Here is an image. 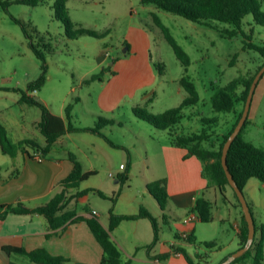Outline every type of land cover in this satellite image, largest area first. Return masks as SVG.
Segmentation results:
<instances>
[{
	"label": "rangeland",
	"instance_id": "1",
	"mask_svg": "<svg viewBox=\"0 0 264 264\" xmlns=\"http://www.w3.org/2000/svg\"><path fill=\"white\" fill-rule=\"evenodd\" d=\"M55 3L56 0H43L37 6L12 3L9 12L0 7V113L19 117L25 106L22 118L27 130L23 134L35 138L40 135L35 123L40 107L17 100L21 97L18 89L27 90L29 83L42 73V62L33 52L22 26L15 21L16 17L27 24L36 42L46 44V83L29 93L40 97L51 111H65L71 104L73 123L77 126L100 125L103 129L108 126L104 131L112 139L126 143L132 153L131 166L126 159L128 150L115 149L119 158L110 170L115 174L112 180L118 177L116 169L124 163L128 165L133 187L143 186L146 176L152 179L166 175L165 161L163 165L158 148L162 140L170 139L168 130L157 129L137 117L135 107L161 113L179 106L189 95L180 80L188 77L195 83L200 101L183 109L176 131L190 134L206 128L211 135L206 145L217 147L245 102H238L233 111H216L211 97L219 87L235 79L251 78L264 63L257 51L245 47L248 39L243 34L229 38L217 28L143 4L141 0H68L71 19L102 34L101 37L70 38L64 23L55 16ZM154 14L189 53L192 59L189 66L182 64ZM245 22L251 41L264 44V25L256 23L251 14ZM219 24L231 27L223 22ZM95 75L99 78L92 80ZM243 89L240 81L238 93ZM100 117L121 121L122 126L106 125ZM203 117L216 118L217 122L207 124L202 121ZM248 117L243 137L264 148V74L256 87ZM69 145L72 147V142ZM104 173L101 171L97 178ZM252 180L258 184L263 182L258 178ZM244 193L252 207V194L260 201L255 216L260 226L264 221V188L260 191L256 186L254 192ZM206 197L213 202V221H196L195 242L183 246L195 262L216 264L228 251L241 247L236 220L242 218L243 208L232 185L224 195L215 186ZM219 211L222 219L214 217ZM165 234L171 236L173 232L166 227ZM247 263L252 264L251 260Z\"/></svg>",
	"mask_w": 264,
	"mask_h": 264
},
{
	"label": "crops",
	"instance_id": "2",
	"mask_svg": "<svg viewBox=\"0 0 264 264\" xmlns=\"http://www.w3.org/2000/svg\"><path fill=\"white\" fill-rule=\"evenodd\" d=\"M17 102L25 103L20 98ZM23 107L19 117L0 113V122L7 127L9 136L14 142L33 138L42 146L46 145V137L38 126L42 110L35 120L36 127L40 131V135L35 138L23 134L27 130V124L22 118L25 111V106ZM51 112L66 120V109L60 112ZM115 121L110 125L121 122ZM74 125L76 127H91ZM107 127L101 128V131L110 137L104 131L109 129ZM112 141L117 146H113L102 135L92 131H69L59 137L46 155L37 149L27 147L30 153L25 151L11 156L4 153L0 147V207L24 204L34 208L50 202L57 193L63 190L62 181L73 169V162L70 159V153H73L82 163L84 170H95L97 173L79 186L70 189V195L80 191H86V193L74 197L67 209H75L77 215L84 218L96 216L104 226L108 227L112 207L117 214H135L144 206L157 218L158 240L152 248L148 247L155 237L150 219L141 217L123 220L111 231V237L120 247L124 261H130L131 264H189L184 254L172 253V250L184 248L185 243L191 244L184 239L183 234L194 232L195 223L200 220L185 222V218L194 211L196 199L201 196L206 197V193L213 187L215 188V186L209 187L208 185V179L203 174L202 161L195 155L185 157L188 149L174 146L171 137L169 140H162L159 143L158 152L161 154L163 165L165 161L166 175L152 179L146 176L143 186L133 187L129 182L130 171L127 181L121 182L119 179L120 175L128 171V165L121 168L124 163H121L120 168L116 169L118 177L114 181L112 180L115 174L110 170L119 158L115 149L128 150L126 143L114 139ZM71 142L72 147L69 145ZM147 151V156H149ZM126 159L132 166L130 150H128ZM101 171L105 172L104 176L97 178ZM107 172L109 173L107 174ZM160 178H167L170 195L164 209L148 190V184ZM252 179L254 178L247 182L244 192H248V190L254 192L256 186L262 191L264 182L258 184ZM96 190L102 191L106 196H101ZM113 197H116L115 202ZM251 202L254 206L251 205L255 217L256 209L260 208V201L255 194H252ZM2 211L4 212L6 209L4 208ZM214 217L222 219L221 211ZM236 221L240 233L243 216ZM174 226L176 229L173 231ZM166 227H169L173 232L171 236L165 234ZM10 247L23 249L25 252L46 249L54 255L66 257V264H102L105 255L102 245L86 220L68 222L53 229L47 218L40 213L18 214L6 211L5 216L0 217V264H37L26 253L17 250L9 252L7 248ZM239 248L228 251L216 264L221 263L225 257ZM165 253H169L166 258L159 257L160 254ZM237 264L250 263L246 261Z\"/></svg>",
	"mask_w": 264,
	"mask_h": 264
},
{
	"label": "trees",
	"instance_id": "3",
	"mask_svg": "<svg viewBox=\"0 0 264 264\" xmlns=\"http://www.w3.org/2000/svg\"><path fill=\"white\" fill-rule=\"evenodd\" d=\"M42 1L43 0H0V7L6 12H9V8L12 3H23L31 6H37ZM67 1L68 0H56L55 3V16L64 23L67 36L70 38H78L82 35L101 37L102 34L98 31L79 26L71 19L67 7ZM141 2L146 5H154L159 9L181 15L194 22L217 28L229 38L237 36L238 34H243L248 39L245 47L257 51L263 58L264 62V44H257L251 41V35L245 28V18L249 14L253 16L256 23L264 25V0H141ZM154 18L158 26H160L164 32L166 39L174 49L182 64L189 66L192 62L189 53L180 45V43H178L169 27L162 22L161 18L157 14H154ZM14 19L22 26L25 35L29 39V44L33 52L42 62V73L40 76L29 83L27 90L18 89V91L21 92L20 100L22 102L30 105H37L41 108L42 117L38 126L46 137V145L42 146L33 138H25L19 142H14L9 136L7 127L0 122V147L2 151L6 154H10L11 156H16L19 152H29L27 147H31L46 155L59 137L69 131H92L102 135L113 146H117L110 137L101 131L100 125H96L95 127H76L72 122L73 114L71 104H69L66 108V122L62 116L52 113L45 103L39 102L36 100L35 96L29 94V91L38 90L46 83L48 72V62L45 52L46 44H41V42L35 41L34 36L27 28V24L22 19L16 17H14ZM219 22L230 24L231 27H222ZM263 66L264 63L251 78L240 80L244 86L242 93H238L237 91L240 83L238 79L229 82L225 86L219 87L211 97L213 108L216 111H233L238 102L243 101L246 103L252 82ZM97 78H99V76L95 75L91 79L94 80ZM180 83L188 91L189 95L179 106L169 108L161 113H152L142 107H135L133 111L137 117L144 119L157 129L168 130L171 142L174 146L188 149V153L185 157L194 155L197 156L202 161L203 174L208 179L209 187L216 186L224 195L227 187L231 184L222 163L223 148L229 135L239 122L243 114L245 104L235 123L232 125L230 130L223 135L218 146H208L206 144L209 142L211 135L209 134L210 130H207L206 128L200 132H193L190 134H180L176 131L177 125L183 118V109L185 107L195 105L200 101L199 91L192 80L188 77H182ZM248 119L249 117L247 118L239 135L233 141L227 156L229 170L236 183L243 191L247 182L251 178H258L264 182V148L246 140L242 135ZM100 121L105 122V124H114L116 122L115 120L103 117H100ZM202 121L207 124L217 122L216 118L210 117H203ZM70 159L73 162V169L62 181V185L64 187L63 190L57 193L50 200V202L34 208L27 207L24 204H18L16 206L4 205L0 207V217H4L6 211L18 214L40 213L47 218L50 227L53 229L61 227L68 222L86 220L95 237L104 249L105 255L102 260V264H131L130 261H124L120 247L111 237V231L114 230L123 220L138 219L141 217L148 218L152 222L155 232L154 240L148 246L149 248H152L156 244L159 235L157 218L144 206H142L140 211L135 214H117L114 212V208L112 207L110 209L109 226L106 227L96 216L84 218L82 216H78L75 209H67L69 203L74 197H79L86 193V191H80L76 194L70 195V189L79 186L83 181L89 179L97 173L95 170H84L82 163L77 159L75 154L70 153ZM128 173L129 170L119 176L121 182L127 181L129 177ZM148 190L159 202L162 209H164L170 196L168 192L167 178H160L150 182L148 184ZM96 191L101 196H106L102 191ZM235 194L239 199L236 191ZM112 199L115 202L116 197H113ZM4 208L6 211L3 212L2 209ZM193 209V212L197 213L198 220L202 222L213 221V202L207 197H198L195 201ZM258 232H260L259 238L257 236ZM248 233V223L243 211V226L239 233L242 242L241 247L247 243ZM184 239L190 243L195 242L194 232L189 234ZM7 250L9 252L17 250L22 253H26L31 260L37 264H66L67 262L66 257L54 255L48 250L42 248L31 252H25L23 249L11 247L7 248ZM176 252L184 254L189 264H200L195 262L193 257L184 248H174L172 253ZM168 254L169 253L160 254L159 257L166 258ZM197 257L202 258V256H198V254ZM227 257H225L222 261L226 260ZM248 260H251L252 264H264V221L260 224V226L256 223V234L251 248L229 264H237Z\"/></svg>",
	"mask_w": 264,
	"mask_h": 264
},
{
	"label": "water",
	"instance_id": "4",
	"mask_svg": "<svg viewBox=\"0 0 264 264\" xmlns=\"http://www.w3.org/2000/svg\"><path fill=\"white\" fill-rule=\"evenodd\" d=\"M264 74V66L259 70V72L257 73V75L255 76L246 103H245V108L243 111V114L239 120V122L237 123V125L235 126L234 130L232 131V133L229 135L227 141L225 142L224 148H223V154H222V163L223 166L225 168L227 177L229 179L230 184L232 185V187L234 188V190L236 191L239 200L242 204L243 207V211H244V215L245 218L247 220L248 223V228H249V233H248V240L247 243L239 248L238 250H236L235 252H233L232 254H230L226 260L222 261L220 264H229L231 263L233 260H235L237 257L243 255L247 250H249L251 248V246L254 243V239H255V234H256V222H255V217L253 215V212L251 210L250 204L248 203V200L245 196L244 191L238 186V184L236 183L235 179L233 178V175L231 174L229 167H228V162H227V156H228V151L233 143V141L236 139V137L239 135L242 127L244 126L249 113H250V109H251V105H252V100L254 97V93L256 90V87L258 85V82L261 78V76ZM36 100H38L39 102L43 103V100L38 97L35 96Z\"/></svg>",
	"mask_w": 264,
	"mask_h": 264
},
{
	"label": "built area",
	"instance_id": "5",
	"mask_svg": "<svg viewBox=\"0 0 264 264\" xmlns=\"http://www.w3.org/2000/svg\"><path fill=\"white\" fill-rule=\"evenodd\" d=\"M121 168H125V165H122ZM111 175L114 176L113 173H111ZM95 213H96V211H95ZM197 219H198L197 213H196V212H192L189 216H187V217L185 218V222H190V221L197 220ZM188 235H189V233H188V232H185V233L183 234V237L185 238V237H187ZM176 253L178 254V253H180V252H176Z\"/></svg>",
	"mask_w": 264,
	"mask_h": 264
}]
</instances>
